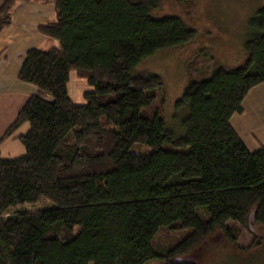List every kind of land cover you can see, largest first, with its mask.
<instances>
[{
	"label": "trees",
	"instance_id": "16d2710c",
	"mask_svg": "<svg viewBox=\"0 0 264 264\" xmlns=\"http://www.w3.org/2000/svg\"><path fill=\"white\" fill-rule=\"evenodd\" d=\"M49 1L55 19L37 30L57 45L24 53L17 77L36 90L4 134L27 123L16 137L24 152L0 153V264H197L183 256L209 235L236 242L228 221L264 225V144L250 151L230 123L264 82V7L250 18L240 65L198 69L188 82L175 135L157 109L141 115L163 83L134 68L195 32L177 17L153 18L160 0ZM15 2L0 1V32ZM71 71L92 87L84 103L68 95ZM95 181L101 188L89 190ZM172 231L188 233L157 246Z\"/></svg>",
	"mask_w": 264,
	"mask_h": 264
},
{
	"label": "rangeland",
	"instance_id": "374dc122",
	"mask_svg": "<svg viewBox=\"0 0 264 264\" xmlns=\"http://www.w3.org/2000/svg\"><path fill=\"white\" fill-rule=\"evenodd\" d=\"M263 7L264 0H160L150 15L153 18L177 17L195 32V36L183 45L159 50L135 66L134 73L158 75L163 83L162 87L156 90L157 96L153 103L141 109V115L150 117L157 109L166 127L175 135L182 134L185 109L177 108L176 101L182 97L188 82L198 79V69L199 72L201 70L208 74L215 66L240 65L245 59L243 42L250 33V18ZM200 52L207 55L205 63L204 60H196L197 53ZM189 62H198L197 72H193ZM261 85V88L256 87L252 91L254 93L262 90L257 99H252L251 93L246 95L244 114H235L232 118L242 132L246 131L250 124H255L253 129L262 134L257 133V138H246L249 148H254L253 150L264 144V83ZM91 90L92 87L85 79L76 76L73 71L70 72L67 91L74 103H84L83 93ZM253 141H258L257 147H251ZM152 150L153 147L144 144H134L131 147L132 152L139 154H148ZM100 188L101 185L97 181L88 186L91 191ZM226 225L236 229V242L232 243L217 232L218 234L206 237L199 246L184 255V259L195 261L197 264H264V225L250 223L248 227H244L233 221H228ZM187 233L188 231L165 233L156 244L162 247L170 242L171 238L182 237ZM162 263V259L153 258L144 264Z\"/></svg>",
	"mask_w": 264,
	"mask_h": 264
},
{
	"label": "crops",
	"instance_id": "0c3cea01",
	"mask_svg": "<svg viewBox=\"0 0 264 264\" xmlns=\"http://www.w3.org/2000/svg\"><path fill=\"white\" fill-rule=\"evenodd\" d=\"M54 19V5L51 1L16 0L12 10L11 24L0 32V153L3 158L14 157L11 155H20L24 152L23 145L16 137L28 130L27 123L22 124L12 134L4 137L6 130L13 123L29 96L36 90L33 84L19 80L17 75L26 50L57 45L56 39L44 36L37 30L38 25L54 21ZM260 86L262 85L251 88L246 95L251 93L252 99H257L262 90L254 93L252 91L256 87L261 88ZM244 99L242 114L245 112L243 104L246 99ZM234 115L230 118L232 127L247 148L254 151V148H249L246 138H257L258 132L253 129L255 124H250L248 129L242 132L238 124L232 121ZM257 143L258 141H253L251 147H257Z\"/></svg>",
	"mask_w": 264,
	"mask_h": 264
}]
</instances>
